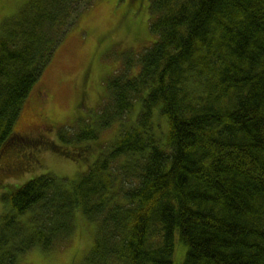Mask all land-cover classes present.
<instances>
[{
  "label": "trees",
  "instance_id": "1",
  "mask_svg": "<svg viewBox=\"0 0 264 264\" xmlns=\"http://www.w3.org/2000/svg\"><path fill=\"white\" fill-rule=\"evenodd\" d=\"M24 1L0 22V264L89 225L76 264H264V0H137L118 21L145 10L148 46L103 83L94 123L48 141L16 122L96 0ZM40 147L80 163L77 175L7 183Z\"/></svg>",
  "mask_w": 264,
  "mask_h": 264
},
{
  "label": "rangeland",
  "instance_id": "2",
  "mask_svg": "<svg viewBox=\"0 0 264 264\" xmlns=\"http://www.w3.org/2000/svg\"><path fill=\"white\" fill-rule=\"evenodd\" d=\"M114 1L96 0L64 35L50 64L22 106L15 125V130L21 138L27 137L30 140L41 137L43 141H48L56 136L57 128L73 124L80 126L87 118L94 123L97 118L95 111L101 107L106 96L103 83L114 72L123 73L124 67L131 64L129 62L132 60V53L137 56L144 45L148 46L151 37L146 30L145 10L136 14V26L130 22L121 26L118 16L122 14V10H112L110 4ZM24 3V0H0V22L3 17L6 19L15 13ZM123 4L122 0L119 7ZM114 40H118L117 45L109 46L108 42L113 43ZM128 47L132 49L128 50ZM128 71L129 74H134L136 68L130 67ZM84 72H87L86 79L82 77ZM41 90L47 94L44 107L37 105L39 103L34 104L37 91ZM80 94H84L82 102ZM40 112L50 124L43 133L39 127L33 128V124L39 125V120L34 117H38ZM35 153L37 161L32 163L33 170L24 177L21 175L7 178V183L20 181L19 185L24 184L27 180L45 173L73 179L72 175H77L81 166L80 163L75 164L65 157L45 150L44 147H40ZM78 178L79 175L76 179ZM3 210L0 201V211ZM90 228L92 225H89V228L82 226L75 229L70 242L59 250L42 251L34 248L21 255L16 264H76L90 243Z\"/></svg>",
  "mask_w": 264,
  "mask_h": 264
},
{
  "label": "flooded vegetation",
  "instance_id": "3",
  "mask_svg": "<svg viewBox=\"0 0 264 264\" xmlns=\"http://www.w3.org/2000/svg\"><path fill=\"white\" fill-rule=\"evenodd\" d=\"M138 1L136 0V2L133 0H126V4L124 7H122V14L121 15H124L125 18L128 17L129 15V12L131 11L130 9L134 8L136 5L138 6V4H136ZM123 18V17H122ZM123 18V21H121V23H126L125 21L128 19H125ZM129 18H133V17H129ZM135 18V17H134ZM120 43V41L118 42ZM38 96H39V101L38 103L40 104V106L42 105V107H44V104H45V100L47 98L46 96V91H42L41 93L40 92H37ZM35 119L39 120V125L38 124H33V128H36V127H39V129L42 131L45 130V128H49L50 127V124H49V121L47 122L46 120V116L41 112L39 114L38 117H34Z\"/></svg>",
  "mask_w": 264,
  "mask_h": 264
}]
</instances>
